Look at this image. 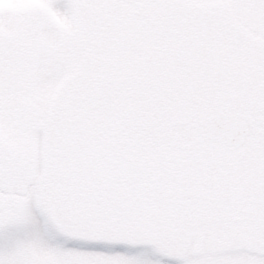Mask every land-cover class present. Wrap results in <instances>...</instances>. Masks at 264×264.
<instances>
[{
    "label": "rangeland",
    "instance_id": "obj_1",
    "mask_svg": "<svg viewBox=\"0 0 264 264\" xmlns=\"http://www.w3.org/2000/svg\"><path fill=\"white\" fill-rule=\"evenodd\" d=\"M216 71L264 85V0H0V264H52L45 249L105 264L233 258L242 228L206 201L237 157L157 115L118 136L96 99L125 72L151 91L135 99L174 116L180 93L178 113L194 116Z\"/></svg>",
    "mask_w": 264,
    "mask_h": 264
},
{
    "label": "flooded vegetation",
    "instance_id": "obj_2",
    "mask_svg": "<svg viewBox=\"0 0 264 264\" xmlns=\"http://www.w3.org/2000/svg\"><path fill=\"white\" fill-rule=\"evenodd\" d=\"M212 75L214 83L201 87V94L191 99L192 112L196 111L194 116L179 114L186 108L177 106L175 116L163 114L160 126L174 130L180 138L211 146L213 155H227L229 160L232 154L237 157L238 168L233 181L211 185L207 190L208 196L209 192L212 196L206 201V209L210 219H221L242 228V241H247L250 235L264 229V85L252 89L242 78L241 86L231 87L223 72L216 71ZM213 115L235 117L247 127L239 148L233 149L203 133L202 126Z\"/></svg>",
    "mask_w": 264,
    "mask_h": 264
},
{
    "label": "snow or ice",
    "instance_id": "obj_3",
    "mask_svg": "<svg viewBox=\"0 0 264 264\" xmlns=\"http://www.w3.org/2000/svg\"><path fill=\"white\" fill-rule=\"evenodd\" d=\"M19 211H23L21 204ZM231 244L233 246L234 256L229 260H221L219 258H196L192 264H264V229L253 234V238L249 241H242L239 237H233ZM216 242H211L209 247H216ZM47 255L51 257L52 264H105L98 256L94 254H86L79 249H64L55 251L53 249H45ZM28 253H22L19 264H26L23 256ZM169 260L174 257H169Z\"/></svg>",
    "mask_w": 264,
    "mask_h": 264
},
{
    "label": "water",
    "instance_id": "obj_4",
    "mask_svg": "<svg viewBox=\"0 0 264 264\" xmlns=\"http://www.w3.org/2000/svg\"><path fill=\"white\" fill-rule=\"evenodd\" d=\"M245 132V131H244ZM242 123L232 118L214 117L206 128V134L233 147H238L243 141Z\"/></svg>",
    "mask_w": 264,
    "mask_h": 264
},
{
    "label": "trees",
    "instance_id": "obj_5",
    "mask_svg": "<svg viewBox=\"0 0 264 264\" xmlns=\"http://www.w3.org/2000/svg\"><path fill=\"white\" fill-rule=\"evenodd\" d=\"M118 92L120 93V94H123V93H125V90H123L122 88H119L118 89ZM136 101V100H135ZM134 106H133V105ZM131 106H130V110H133V111H130V112H128L130 115H131V118L133 117V119H134V122H135V118L136 117H140V116H143V115H154V114H159L158 113V111H156L155 109H150V110H148V109H146V110H144V111H139V105H137V104H134V103H131L130 104ZM150 111V112H149ZM119 119L121 120V118L119 117ZM117 120V119H116ZM134 124V123H133Z\"/></svg>",
    "mask_w": 264,
    "mask_h": 264
}]
</instances>
